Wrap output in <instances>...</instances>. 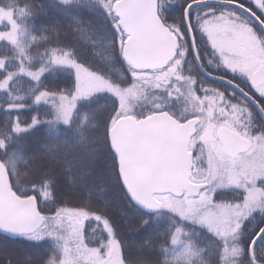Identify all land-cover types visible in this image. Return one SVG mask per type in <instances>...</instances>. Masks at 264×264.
I'll list each match as a JSON object with an SVG mask.
<instances>
[{
  "label": "trees",
  "instance_id": "1",
  "mask_svg": "<svg viewBox=\"0 0 264 264\" xmlns=\"http://www.w3.org/2000/svg\"><path fill=\"white\" fill-rule=\"evenodd\" d=\"M117 1L0 0V9L13 14L15 22L25 33L24 52L12 39L0 41V58H6L4 68L0 69V80L9 72L15 73L8 88L0 89V141L3 142L0 143V160L8 170L14 191L20 197L38 200L42 214L47 217L46 227L39 231H46L48 218L69 210L74 213V219L84 217L86 245L106 255L113 250L115 243L112 241L117 239L125 264H173L167 260L168 249L172 245V233L181 226L195 230L191 237H198L201 241L198 244L205 247L206 255L200 264H252L249 257L252 242L229 244L205 227L181 221L169 212L158 221L156 213L143 210L133 201L121 179L119 157L109 134L121 117L116 96L99 94L76 99L74 117L68 122L58 119L56 107L50 102L61 94L73 97L78 79L75 65H54L53 50L57 56L68 53V58L77 65L105 74L115 83H119L123 76L129 83L134 81L133 70L123 57L125 34L113 11ZM193 1L187 0L185 4V0H180L175 7L162 3L160 12L163 15L173 7L172 14L182 17ZM228 1L246 5L264 20L263 12L254 2ZM212 9L236 10L264 37L261 27L235 8L199 6L192 10L191 17L193 19L198 11ZM182 31L185 33L184 28ZM21 68L26 71H19ZM29 72L42 74L36 80ZM218 74L250 90L228 72ZM217 85L241 97L230 86ZM41 92L54 95L36 102L35 97ZM9 104L22 107L9 110ZM136 110H139L135 113L138 116L150 112L147 106ZM15 118L25 126L19 133L13 129ZM33 119L38 122L33 124ZM29 125L31 127H27ZM252 223H246V230L243 227L241 239L253 240L258 234L253 235L257 227L264 225V216L255 229ZM32 236L12 238L0 233V264L60 261L64 242L56 235H46L43 239ZM234 248L240 249L239 254H232ZM256 255L264 263V242L257 245Z\"/></svg>",
  "mask_w": 264,
  "mask_h": 264
},
{
  "label": "rangeland",
  "instance_id": "2",
  "mask_svg": "<svg viewBox=\"0 0 264 264\" xmlns=\"http://www.w3.org/2000/svg\"><path fill=\"white\" fill-rule=\"evenodd\" d=\"M250 1L254 2L264 14V0ZM169 3L175 7L180 4V0H170ZM184 17L185 15L182 16V20L171 24L177 33L182 30L181 28L185 30V36L183 35L185 38L180 39L179 57L188 54V49L191 47L186 28L187 21ZM193 19L200 33L202 45L206 46L208 40L210 50L213 51L208 56L204 55L206 56L205 60L207 58L209 67L219 73L226 71L245 84H249L252 81L253 74L260 66L264 65V37L255 29L252 22L234 9L198 11ZM193 19L191 17V22ZM0 33L4 34L0 37V41L8 40L10 36H14L18 39L19 44L22 47L24 46L25 33L23 30L21 31L15 22L13 14L1 9ZM181 61L177 60L173 66L178 67ZM80 66L79 71L76 67L78 83L74 95L75 99H73L74 96L58 95V97L55 96L52 99L54 102H50L56 107L58 119L61 121L65 120L61 118L62 113L59 108L65 102L71 108V115L68 120L70 121L75 115L76 99H88L99 94H110L118 98L119 116L138 113L139 110H136V108L140 106H147L150 113L167 110L182 118H188L192 115L191 113L199 110L207 112L204 115L202 132L196 138L195 143H202L200 147H196L198 149L196 153L197 155L204 153L202 158L206 156L208 161L205 165H195L193 178L198 182H209L210 187L196 198H177L170 195L160 197L164 209L157 214L156 220H162L163 214L169 212L179 217L181 221L194 222L205 227L211 234L225 242H229V244L238 242L242 238L243 227L246 230L247 219L251 218L253 212L257 211L260 206H264V182H262L264 180V143L260 142L261 140L257 141V149L260 153L255 158L257 161L253 162L250 154L243 159L244 162L232 163L227 161L229 165H226L227 162L224 160L227 159L223 151L220 150L218 145L216 146L218 142L214 137L218 136L219 128L213 124L212 117L213 115L217 117L228 115L232 117L234 115L233 117L240 122L241 131L248 136V129H243L242 125L245 121L247 122V113L250 112L247 103L240 97L236 98L235 94L226 88L206 82L200 77L199 81L195 80L197 84L195 83L194 90L190 85L182 83L183 90L180 82L173 86L166 83V81L163 82L164 79L160 78V80L158 79L160 83L157 76L154 77L144 73H134V81L131 83L123 76L122 80H119V84L115 83L111 77L104 76L105 74L103 75L83 65ZM173 88L174 90H171ZM179 89L181 93H179ZM192 90L199 93V99L204 101V106H198L196 103H192L190 106L191 103H186L188 101L183 92L186 91L190 94ZM262 90H264V85L257 90V93L264 95ZM77 92H79V95H76ZM210 111L216 113H208ZM199 159L201 158L199 157ZM222 181L223 187L226 189L244 188L246 191V201L241 205H235L233 212L220 211V213L213 206V197L222 188ZM212 206L214 208H211ZM231 206L229 205V208ZM189 209H194L195 215L198 218H203L205 222L201 223L198 219H188L180 215L181 211L188 213ZM48 219L50 220H48L49 226L45 232L55 231L56 238L64 242L61 259L55 264H65L66 261L69 264H125L122 249L117 243V239L112 241L115 243L114 245L112 243L113 250L106 255L86 245L84 238L85 225L82 221L84 217L82 215L74 219V213L66 210L61 215ZM238 225L240 227H237ZM191 232H195V230L185 229L181 226L172 233V245L168 249L167 260H171L173 264L202 263V258L206 255L205 247L198 244V242H201L198 237H191Z\"/></svg>",
  "mask_w": 264,
  "mask_h": 264
},
{
  "label": "water",
  "instance_id": "3",
  "mask_svg": "<svg viewBox=\"0 0 264 264\" xmlns=\"http://www.w3.org/2000/svg\"><path fill=\"white\" fill-rule=\"evenodd\" d=\"M160 1L119 0L114 6L119 26L127 36L123 46V57L137 72L164 70L177 56L179 40L160 16ZM201 5L237 8L253 18L263 30L264 21L246 6L232 1L201 0L192 3L186 10L192 48L201 72L211 80L236 89L256 106L264 119V109L253 96L231 80L212 75L205 69L190 23L192 9ZM253 81L256 87L264 84V66L255 72ZM199 124L198 118L182 123L169 113L162 112L141 120L134 116L121 117L112 127L110 137L119 156L121 179L131 198L140 208L150 213L160 212L163 203L158 199L159 195L173 194L182 197L187 193L190 197H198L208 187L207 184H197L191 180L193 154L190 145L197 134ZM219 137L225 153L233 159L249 152L253 146L250 140L229 128L221 129ZM32 198H22L14 191L8 171L0 160L1 234L12 238L33 234L18 230L26 224L25 207L35 206L40 210L38 200ZM43 225H40L39 229ZM260 240L257 241L256 237L251 245L252 264H261L255 254Z\"/></svg>",
  "mask_w": 264,
  "mask_h": 264
},
{
  "label": "flooded vegetation",
  "instance_id": "4",
  "mask_svg": "<svg viewBox=\"0 0 264 264\" xmlns=\"http://www.w3.org/2000/svg\"><path fill=\"white\" fill-rule=\"evenodd\" d=\"M170 0H165V2H163V5L167 4L168 6L171 5L169 3ZM162 6V5H161ZM173 7L167 9L165 11V14H161L162 15V19L164 21V23L175 33H177L173 27V25L171 24H175V22L177 20H182L181 16L172 14V10ZM185 19V17H184ZM180 25V24H179ZM178 25V26H179ZM181 26V25H180ZM192 28L193 31L195 33V37H196V41H197V46H198V51L201 57V60L203 62L204 67L209 70L211 73L215 74V75H219V72H216L215 70L211 69L207 63V58L205 60V57L208 56L210 53H213L212 50H210L211 47H209V41H206V46H204V44L202 45L201 43V39H200V33L198 31V28L196 27L195 23H194V19L192 20ZM182 29V28H181ZM188 32V31H187ZM183 33V32H182ZM180 35V34H179ZM189 36V34H188ZM190 38V37H189ZM179 52H178V56H179ZM206 55V56H204ZM177 56V57H178ZM181 57H183V61H181ZM179 60L181 61L178 67L173 66V64L169 65L166 69L164 70H160L158 73L159 78L164 79L163 82L166 81V83H170V85L176 86L177 83L180 82V85L182 86L183 90L184 87L182 85L183 84H188L190 85V87L194 90L193 87H195V80L199 81V77L204 79L206 82H208L204 77V74L201 72L199 66L197 65L196 59H195V55L193 53L192 47H190L188 49V54L186 53L185 55L180 56ZM166 79V80H165ZM244 85L245 83L243 81H241ZM210 83L213 84H218L220 82L217 83V81H212ZM238 83V82H237ZM197 84V83H196ZM239 84V83H238ZM250 90H247L258 102L259 104L262 106V108L264 109V95H259L257 93V90L261 87H256L254 85L253 79L249 84H246ZM179 88V87H178ZM187 88V87H185ZM245 89V87H243ZM171 90H174L171 89ZM192 90V93L188 94L186 91H184L183 93L185 94L187 101L186 103H191L190 106L192 105V103H196L198 106H204V101L199 99L198 95L199 93L196 91L194 92ZM194 92V93H193ZM179 93H181L180 89H179ZM235 94L236 98H239V95L237 93H233ZM238 97H237V96ZM241 96V95H240ZM240 98H242L247 105L250 108V112L247 113V122L245 121V123H242L243 125V129H248L249 133L248 136H246L240 129V122L238 120L235 119V117H230L228 116H223V117H217L216 115H213V124L216 125V127H218V133L222 128H229L237 133H239L240 135H242L243 137H245L246 139L250 140L253 143L252 149L244 154H241L237 159H232L230 158L225 152H224V147L219 139L218 136H215L214 139L216 140V146L218 145L220 147V150L223 151L225 157L227 160H224L225 162L227 161H231L232 163H237L238 161H242L244 162L245 157L247 155L251 154V159L252 161H257L255 158L258 156L259 150L257 149V141L261 140L260 142L264 143V119L261 116V114L259 113V111L257 110L256 106L251 103L249 100H247L245 97L241 96ZM189 106V105H188ZM187 106V107H188ZM229 107V106H228ZM169 113L176 119L181 120L182 122L185 121H189L191 119H195L198 118L200 119V124L198 125L197 129V134L193 137L192 141H191V146H190V150L193 153V163L194 165L200 164V165H205V163H207V157L205 156L204 158H202V155L204 154H198L196 153V151L198 152V149L196 148L197 146L200 147L201 144H196L195 140L196 138L199 136V134L202 132V126L204 124V115L205 113H207L206 111H202L199 110L197 112L191 113L192 115L189 116L188 118H182L181 116H178L175 113H171L169 111ZM208 113H216L214 111H210ZM183 114V113H181ZM259 115V117H258ZM238 119V118H237ZM246 119V117H245ZM244 120V119H243ZM218 139V140H217ZM204 145V144H203ZM203 150V149H202ZM205 151V150H204ZM202 151V152H204ZM199 157L201 159H199ZM223 159V158H221ZM223 161V162H224ZM226 165H229V163L227 162ZM255 166V165H252ZM195 181V180H194ZM198 182V181H196ZM264 182V180L262 181ZM199 183H208V187H210V183L209 182H205V181H199ZM225 186V185H224ZM221 187L219 189L218 192H216V194L214 195V200H213V206L216 208V210L218 212H223V211H227V212H233L234 206L235 205H241L246 201V191L244 190V188H237V189H226L223 187V181L221 182ZM204 192V191H203ZM229 205H232L231 208H229ZM211 208H214V207ZM231 209V210H230ZM220 212V213H221ZM263 216H264V206H260L258 208L257 211H254L252 214V217L247 219V225L250 223L251 221H253L252 226L253 229H255L254 227L260 223L263 220ZM232 220V218H231ZM242 221V220H241ZM243 222V221H242ZM235 223H237L235 221ZM246 226V224H245ZM253 240H248V239H239L238 242H253ZM260 242H264V240L260 241ZM237 257V256H236Z\"/></svg>",
  "mask_w": 264,
  "mask_h": 264
},
{
  "label": "snow or ice",
  "instance_id": "5",
  "mask_svg": "<svg viewBox=\"0 0 264 264\" xmlns=\"http://www.w3.org/2000/svg\"><path fill=\"white\" fill-rule=\"evenodd\" d=\"M65 3L68 2V0H64ZM185 4H187V0H185ZM190 11V9H189ZM4 34L0 33V37H2ZM10 39H12V42L14 44L17 45V47H19V50L21 52H24V48L22 46H20L19 41L16 37L14 36H10ZM68 53L63 54V56H57L56 55V50H53V59H54V65L56 63H60V64H69V65H75L78 69V71L80 70L81 66L77 65L75 61L71 60L68 58ZM6 63V58H0V69L4 68ZM19 71L24 72L26 71V69L21 68ZM29 75L33 76L34 79L39 80L40 79V75L41 73H33V72H29ZM15 73L14 72H9L8 75L3 79L0 80V89H7L8 88V84L9 82L13 79ZM264 91V90H262ZM49 95H54V93H48V92H41L39 95H37L35 97V101L39 102L41 99L49 96ZM63 95V94H61ZM76 95H79V92L76 93ZM19 98V97H18ZM73 99H75V96L73 97ZM74 106V105H73ZM18 107H22V105H16V104H9L7 106V108L13 109V108H18ZM59 111L62 113L61 118L65 120V122H68L70 115H71V108L68 106V104L65 102L60 108ZM38 121H36L35 119H33L32 123L35 124ZM27 127H31V125L27 126ZM25 128L24 125H21L19 123V119L15 118L14 119V123H13V129L15 132L19 133L21 131H23ZM0 143H3L2 141H0ZM32 199H35L34 197ZM178 210V209H177ZM191 213V214H189ZM24 215L26 218V224L24 227L19 228V231H24V232H32L33 236L32 238L34 239H43L44 236L46 235H55V233H45L43 231H37V229L40 228V225L44 224V221L47 219V217H45L42 212L38 209V207H25L24 209ZM180 215L182 217L188 218V219H198L199 222L204 223L205 220L203 218H198L195 215V210L194 209H189V212H180ZM59 222V221H57ZM46 227V225H44ZM237 227H240V225H238ZM179 232V229L177 230ZM256 233H259V235L257 236V241L260 239H264V225L258 226L256 229V232L253 235H256ZM254 246V245H253ZM240 249H236L234 248L232 250V254L233 255H237L239 254ZM49 264H55V261H50ZM65 264H69V262H65Z\"/></svg>",
  "mask_w": 264,
  "mask_h": 264
},
{
  "label": "bare ground",
  "instance_id": "6",
  "mask_svg": "<svg viewBox=\"0 0 264 264\" xmlns=\"http://www.w3.org/2000/svg\"><path fill=\"white\" fill-rule=\"evenodd\" d=\"M177 1H179V0H177Z\"/></svg>",
  "mask_w": 264,
  "mask_h": 264
}]
</instances>
